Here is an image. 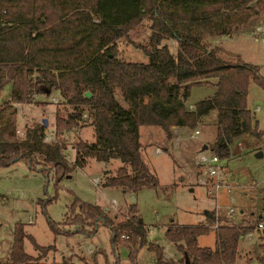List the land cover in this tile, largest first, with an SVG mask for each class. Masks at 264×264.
<instances>
[{
	"label": "trees",
	"instance_id": "trees-1",
	"mask_svg": "<svg viewBox=\"0 0 264 264\" xmlns=\"http://www.w3.org/2000/svg\"><path fill=\"white\" fill-rule=\"evenodd\" d=\"M142 22L148 36L140 49L147 62L127 61L118 55L116 43ZM256 23L264 27V0H0V91L5 84L10 86L8 99L0 104V167L22 161L30 170L51 173L57 183L88 160H117L120 165L101 182L103 187L123 194L156 188L155 174L141 159L139 127L157 126L169 139L173 127L194 130L212 110L217 129L208 146L219 158H227L235 140L246 134L264 136L247 106L250 80L263 87L264 83L257 66L238 56L232 61L207 38L230 36ZM208 84L215 88L213 95L194 102L188 111L190 87ZM52 92L63 107L54 110L52 140H44L42 121L24 125L19 136L12 103H35V96ZM84 126L92 127V141L76 136ZM69 131L75 134L71 164L64 159V135ZM120 210L110 217L102 206L75 197L63 220L76 225L77 231L81 224L95 226L101 221L112 231V246L127 235V241L140 248L146 242L145 226L138 218L135 222L124 218L133 214L134 205L123 201ZM214 223V216H207L206 223L166 225L164 236L181 255L164 257L160 247L148 243L154 264H236L239 239L253 230V224L221 223L214 231L213 247L197 245L196 238L212 231ZM25 236L40 256L54 249L36 244L21 225H15L10 264L36 259L22 249ZM131 245L127 257L132 264L136 249ZM257 260L264 264V255Z\"/></svg>",
	"mask_w": 264,
	"mask_h": 264
},
{
	"label": "rangeland",
	"instance_id": "rangeland-1",
	"mask_svg": "<svg viewBox=\"0 0 264 264\" xmlns=\"http://www.w3.org/2000/svg\"><path fill=\"white\" fill-rule=\"evenodd\" d=\"M147 36L146 22L134 26L128 31L126 38L117 41L118 55L127 61L146 63L147 56L140 47L147 45ZM207 42L211 46H221L228 52L229 59H234L232 61L238 56L243 62L257 66V75L264 83V27L257 23L242 26L231 36H212L207 38ZM173 44L169 42L170 46ZM9 88V84H5L1 89L0 104L5 100ZM207 91L206 85L190 87L186 103L192 105L208 97ZM34 98L38 102L16 107L17 134L22 135L24 125L40 122L45 118V136L50 141L54 110L58 108L61 111L63 107L59 104L56 92L48 97L37 95ZM247 106L258 129L264 131V87L253 80H250L248 87ZM256 107H259L258 111H255ZM194 129L199 131V135L194 138L187 137L193 130L180 128L167 139L157 126L154 129L147 126L139 128L141 159L155 174L158 185L156 188L143 187L133 194H123L118 189L101 185L106 176L120 165L117 160L107 163L88 160L87 165L72 169L68 178L62 177L57 183L51 173L42 174L30 170L22 161L0 167V261L4 259L2 246L12 238L14 226L19 224L36 244L54 247L40 256L25 236L22 239V249L32 258L36 257L28 264H52L63 260L71 264H131L127 257L130 242L120 238L112 246V231L101 221H97L95 226L81 224L77 231L76 225L63 220L64 213L75 197L89 204L102 206L110 217L113 213H120L123 201L134 205L133 214H125L124 218L131 216V222L141 219L146 230V242L140 248H137V244L131 245L136 249L132 264H154L155 254L147 249L148 243L160 247L167 258L180 257L175 244L164 236L165 226L169 223H206L207 212L215 217L216 204L220 207L217 209L219 223L229 222L243 226L253 224V229L258 222L264 224V136H247L231 143L229 156L220 158V164L224 166L222 174L210 180L211 183L217 181L221 184L216 197L210 184L203 186L196 181L199 177H205L204 168L197 165L199 157L203 153H212L209 147L205 149L204 146L215 140L216 111L212 110L203 116ZM76 133V136L85 141L93 139L91 126H84ZM74 137V131L64 135V154L68 155L69 164L73 158L71 142ZM239 142L245 146L244 149L239 147ZM155 147L161 152L155 153ZM256 153H261V156H255ZM94 177L98 178L97 186L91 182ZM111 198L117 201L115 210L106 209ZM228 206L233 209L230 221L221 218ZM29 217L30 223L27 222ZM259 217L261 219L257 220ZM48 220L59 231L54 232ZM147 230L150 231L149 234ZM214 231L215 229L197 237V245L213 247ZM250 233L251 238L244 235L239 239L238 254L242 257L237 264H246L248 259L257 264V257L264 255V229L258 231L255 228Z\"/></svg>",
	"mask_w": 264,
	"mask_h": 264
},
{
	"label": "built area",
	"instance_id": "built-area-1",
	"mask_svg": "<svg viewBox=\"0 0 264 264\" xmlns=\"http://www.w3.org/2000/svg\"><path fill=\"white\" fill-rule=\"evenodd\" d=\"M12 105L14 107H17V104L16 103H12ZM186 109L188 111H191L193 110V107L191 104H186ZM83 117H85V114L82 115ZM197 135H199V131H197L196 129H194L193 131H191V133H189L187 135L188 138H194L196 137ZM45 141H49L47 139V137L45 136L44 138ZM241 148V147H240ZM242 149V148H241ZM154 152L155 153H160V149L159 148H154ZM64 159L68 162V155H65L64 154ZM197 165L201 166L202 168H204V174H205V177H199L197 178V183H199L200 185H203V186H207L210 184V186H212V189L215 191V196L217 197V191L220 189L221 187V184L217 181L215 182H210L211 179L213 178H218L221 174H222V170L224 168V166L222 164H220V158L214 154V153H211V154H201V156L199 157V161H197ZM91 182L94 186H97V183L99 182L98 181V178L97 177H94L91 179ZM230 202L231 204L233 203V199L231 198L230 199ZM117 206V201L113 198H111L109 201H108V206L106 207L107 210H115ZM219 205L216 204L215 205V223L213 224L212 228L213 229H217L219 224L218 219H219V215L217 213V209H219ZM227 208V211L226 213L221 217V218H224L226 220H232V213H233V209L232 207L228 206L226 207ZM126 219L128 220H131L130 217H125ZM224 223V222H223ZM229 223V222H228ZM229 224H233V223H229ZM236 225V224H235ZM256 230L260 231V230H263L264 229V224L262 222H258L255 226ZM254 228V229H255ZM253 229V230H254ZM148 234L150 233L149 230H147ZM245 236L247 238H251L252 237V234L249 232H247L245 234ZM121 239H127V235H121L120 236ZM163 256L166 257V255L164 254Z\"/></svg>",
	"mask_w": 264,
	"mask_h": 264
},
{
	"label": "crops",
	"instance_id": "crops-1",
	"mask_svg": "<svg viewBox=\"0 0 264 264\" xmlns=\"http://www.w3.org/2000/svg\"><path fill=\"white\" fill-rule=\"evenodd\" d=\"M231 36V35H230ZM206 87L208 88V91H207V93H206V95L207 96H211V95H213V93H214V91H215V88H214V86L212 85V84H208V85H206ZM8 95V94H7ZM6 99H8V96H6V98H5V100ZM259 110V107H256L255 108V111H258ZM200 124V123H199ZM147 127H152V129H154L156 126H147ZM140 128V127H139ZM178 127H173L172 128V133H175L178 129H180V128H178ZM138 132H139V129H138ZM247 136H250V135H244L243 137H247ZM242 137V138H243ZM251 137V136H250ZM255 138V137H254ZM241 142H239V147H241L242 149H244L245 148V146L243 145L242 146V144H240ZM205 149H209L208 147V145L206 144L205 146ZM244 147V148H243ZM156 148V147H155ZM179 147H178V144H177V147H176V149H178ZM210 152H211V150H210ZM196 176H197V172H196ZM69 177V176H68ZM68 177H66V178H68ZM242 212L243 211H241V214H242ZM27 222L28 223H30L31 222V218L29 217L28 218V220H27ZM12 239V238H11ZM11 239L10 240H8V241H6V243L2 246V249H1V252H3V254H4V259H3V261H0V263H2L3 262V264H10L9 262H8V252H9V247H10V244H11ZM165 254V253H164ZM166 257H167V255H166ZM241 254H238V260L236 261V264L238 263V262H240V260H241ZM176 259V258H175ZM249 260V259H248ZM246 261V264H254L253 263V261L252 262H249V261Z\"/></svg>",
	"mask_w": 264,
	"mask_h": 264
},
{
	"label": "water",
	"instance_id": "water-1",
	"mask_svg": "<svg viewBox=\"0 0 264 264\" xmlns=\"http://www.w3.org/2000/svg\"><path fill=\"white\" fill-rule=\"evenodd\" d=\"M87 95H88V94H87ZM41 121L43 122L44 126H46V124H47V120H46L45 118H42ZM255 156H261V153H256ZM68 176H69V175H66V177H68ZM207 216H208L209 218H211V214H208V212H207ZM140 221H141V219L139 218V219H138V222H140Z\"/></svg>",
	"mask_w": 264,
	"mask_h": 264
}]
</instances>
